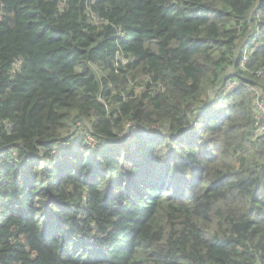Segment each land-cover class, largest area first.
I'll return each mask as SVG.
<instances>
[{
  "label": "trees",
  "instance_id": "16d2710c",
  "mask_svg": "<svg viewBox=\"0 0 264 264\" xmlns=\"http://www.w3.org/2000/svg\"><path fill=\"white\" fill-rule=\"evenodd\" d=\"M257 101L264 0H0V264H264Z\"/></svg>",
  "mask_w": 264,
  "mask_h": 264
},
{
  "label": "built area",
  "instance_id": "2783aa9c",
  "mask_svg": "<svg viewBox=\"0 0 264 264\" xmlns=\"http://www.w3.org/2000/svg\"><path fill=\"white\" fill-rule=\"evenodd\" d=\"M235 85L236 82H233L229 85L228 89H232ZM256 109L258 111V117L261 119L257 129V134L264 135V101H257Z\"/></svg>",
  "mask_w": 264,
  "mask_h": 264
},
{
  "label": "rangeland",
  "instance_id": "374dc122",
  "mask_svg": "<svg viewBox=\"0 0 264 264\" xmlns=\"http://www.w3.org/2000/svg\"><path fill=\"white\" fill-rule=\"evenodd\" d=\"M233 71H234L233 68H229V73H230V74L233 73ZM256 104H257V102H255V104H254L255 107H256Z\"/></svg>",
  "mask_w": 264,
  "mask_h": 264
}]
</instances>
